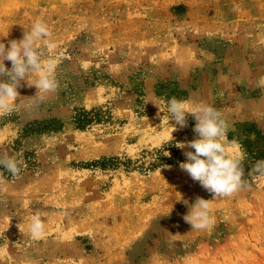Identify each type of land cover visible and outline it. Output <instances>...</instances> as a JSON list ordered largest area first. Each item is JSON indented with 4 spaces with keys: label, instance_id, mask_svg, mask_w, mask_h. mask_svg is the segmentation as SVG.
Masks as SVG:
<instances>
[{
    "label": "rangeland",
    "instance_id": "obj_1",
    "mask_svg": "<svg viewBox=\"0 0 264 264\" xmlns=\"http://www.w3.org/2000/svg\"><path fill=\"white\" fill-rule=\"evenodd\" d=\"M37 20L60 87L40 100L21 81L0 115V156L24 161L0 167V264H264V177L249 175L264 160V0H0V42ZM172 97L218 109L244 156L248 187L213 201L207 231L183 219L212 196L179 167L196 121L172 132Z\"/></svg>",
    "mask_w": 264,
    "mask_h": 264
},
{
    "label": "clouds",
    "instance_id": "obj_2",
    "mask_svg": "<svg viewBox=\"0 0 264 264\" xmlns=\"http://www.w3.org/2000/svg\"><path fill=\"white\" fill-rule=\"evenodd\" d=\"M55 47L49 25L42 20L35 21L30 30L26 29L21 39L9 41L7 47L0 42V115H10L19 107L20 103L15 101L19 97L21 81H27L30 87L35 86L37 93L34 98L40 100L45 98V94L57 92L60 85L55 72L59 61L51 55L45 58V49ZM5 61L11 62L10 69L5 66ZM33 77H36L34 81ZM260 86H264V80L260 81ZM166 107L169 120L175 122L172 132L177 130L176 126L181 129L187 127L189 114L196 121L193 132L197 138L178 142L175 146L184 150L186 158L179 164L180 169L212 196V199L197 197L193 204L184 201L189 210L183 219L192 230L207 231L215 224L211 214L213 201L231 198L248 187L244 156L229 154V126L218 109L204 103L194 105L189 100L176 97L168 100ZM22 166V159L6 154L0 156V167L12 176H17ZM252 173L264 177V160L255 163L249 175ZM3 182V173H0V184ZM42 217L46 215L36 211L29 224L28 230L34 239L45 232L46 222Z\"/></svg>",
    "mask_w": 264,
    "mask_h": 264
}]
</instances>
